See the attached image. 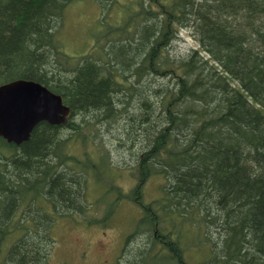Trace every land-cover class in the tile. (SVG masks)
Masks as SVG:
<instances>
[{
    "label": "trees",
    "instance_id": "obj_1",
    "mask_svg": "<svg viewBox=\"0 0 264 264\" xmlns=\"http://www.w3.org/2000/svg\"><path fill=\"white\" fill-rule=\"evenodd\" d=\"M78 1L0 0V85L37 82L71 109L20 146L0 138V264H63L55 216H86L88 177L111 170L100 143L97 162L68 150L93 121L134 155L129 191L102 180L140 209L117 264H189L188 252L196 264H264V0H90L128 21L98 57L69 65L57 31ZM181 28L198 48L171 57ZM154 178L159 196L145 201Z\"/></svg>",
    "mask_w": 264,
    "mask_h": 264
},
{
    "label": "rangeland",
    "instance_id": "obj_2",
    "mask_svg": "<svg viewBox=\"0 0 264 264\" xmlns=\"http://www.w3.org/2000/svg\"><path fill=\"white\" fill-rule=\"evenodd\" d=\"M128 1L130 0H119V3L125 5ZM123 17L121 7L105 12L90 0H81L69 5L57 31L63 51L68 57V64L71 65L81 58H87L94 54L95 57H98L99 49L107 47V42L113 38L110 31L118 24L122 25ZM197 48L191 32L181 28L176 39L168 48V53L171 57H178ZM92 128L96 132H91V128H85L78 133L85 136L87 140L85 144H82L79 139L70 141L68 150L80 159H83L84 154L87 153L97 162L101 156L100 143L109 151L108 162L111 170L107 171L110 174L105 172L100 182L93 175V177H88L86 199L93 208L86 216H55L52 227V236L55 240L52 253L54 262L117 264L124 239L132 231L140 217V209L135 204L126 200H114L111 194L104 193L105 187H102V180L113 177L114 183L123 191L127 192L131 189L134 179L128 169L134 166L133 152L131 153L130 150H125L117 144L119 142L115 139L121 137V133L115 126L110 128L108 123H101L98 126V123L93 121ZM63 133L67 136L73 134V131L66 129ZM109 181L107 180V183ZM161 183L162 179L154 178L145 185V201H152L159 196ZM106 215L108 221L105 226L101 220ZM92 217L100 221L89 222ZM186 255L189 264H196L197 254L188 252ZM198 256L201 257L200 254Z\"/></svg>",
    "mask_w": 264,
    "mask_h": 264
},
{
    "label": "water",
    "instance_id": "obj_3",
    "mask_svg": "<svg viewBox=\"0 0 264 264\" xmlns=\"http://www.w3.org/2000/svg\"><path fill=\"white\" fill-rule=\"evenodd\" d=\"M70 116L62 97L37 82L15 80L0 85V138L8 144L19 146L38 124L61 126Z\"/></svg>",
    "mask_w": 264,
    "mask_h": 264
},
{
    "label": "bare ground",
    "instance_id": "obj_4",
    "mask_svg": "<svg viewBox=\"0 0 264 264\" xmlns=\"http://www.w3.org/2000/svg\"><path fill=\"white\" fill-rule=\"evenodd\" d=\"M62 97V96H61ZM63 99V98H62ZM64 103V102H63ZM80 121H82V120H80ZM118 135V134H117ZM20 146V145H19Z\"/></svg>",
    "mask_w": 264,
    "mask_h": 264
}]
</instances>
